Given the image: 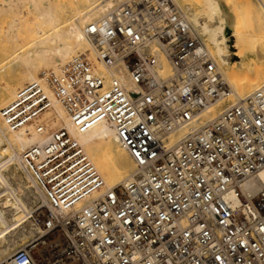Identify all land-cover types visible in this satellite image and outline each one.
I'll list each match as a JSON object with an SVG mask.
<instances>
[{
	"label": "built area",
	"instance_id": "obj_1",
	"mask_svg": "<svg viewBox=\"0 0 264 264\" xmlns=\"http://www.w3.org/2000/svg\"><path fill=\"white\" fill-rule=\"evenodd\" d=\"M84 33L108 73L78 54L43 77L78 131L105 121L135 168L107 185L65 126L22 150L34 232L0 264H264V188H243L264 167V85L234 93L172 0H122ZM51 104L27 82L1 114L16 129Z\"/></svg>",
	"mask_w": 264,
	"mask_h": 264
},
{
	"label": "bare ground",
	"instance_id": "obj_2",
	"mask_svg": "<svg viewBox=\"0 0 264 264\" xmlns=\"http://www.w3.org/2000/svg\"><path fill=\"white\" fill-rule=\"evenodd\" d=\"M95 1L0 0V14L4 12L10 16L5 28L7 54L0 60V71L9 68L0 75V90L7 95L6 100L0 103V259L33 234L29 213L39 198L31 181L21 172L18 156L25 148L43 141L46 128L40 129L35 125V118L27 125L12 129L1 114V106L15 99L22 84L41 82L45 95L52 103L47 110L51 107L55 119L60 120L62 126L78 140L107 185L127 179L135 168L134 160L118 142L109 124L100 121L85 131H78L69 121L66 108L55 98L45 77L38 75L40 70L43 75L59 70L80 52H86L92 68L108 73L86 37L84 27L122 0H103V4H95ZM172 1L211 51L234 93L243 95L264 85V70L241 71L235 66L248 51L257 52V42L264 38V0H257L259 10L236 0H195L196 9H191L188 4L182 5L181 0ZM25 3L33 13L35 22L27 26L26 34L19 36ZM237 8H243V13L235 12ZM159 61L161 74L168 75L171 69L161 53ZM111 73L125 87H133L124 66L113 67ZM11 78L16 79L17 83H13ZM216 111L217 108L212 107L204 116L213 117ZM3 152L8 153L5 155ZM14 161V168L9 172L11 175H6ZM243 188L250 196L264 188V167L245 182Z\"/></svg>",
	"mask_w": 264,
	"mask_h": 264
},
{
	"label": "rangeland",
	"instance_id": "obj_3",
	"mask_svg": "<svg viewBox=\"0 0 264 264\" xmlns=\"http://www.w3.org/2000/svg\"><path fill=\"white\" fill-rule=\"evenodd\" d=\"M62 3H66L68 2L69 0H58ZM238 3H244V4H247L251 7H253L255 10H259L260 9V6H259V3L257 0H249L251 2H249L248 0H236ZM102 2H105L103 0H99V1H95V4H103ZM89 2H86L85 4H88ZM191 5H190V4ZM93 4V5H95ZM181 4L182 5H187L191 8V9H196L197 7V2L195 0H181ZM259 6V7H258ZM258 7V8H257ZM236 10V9H235ZM234 10V11H235ZM237 13H243V8H237V10L235 11ZM244 15H246V11L244 10ZM32 14L33 13H30V9H29V6L28 4H24L23 5V10H22V13H21V17H22V28L19 30L18 34L19 36L26 34L25 31H27V26L33 24L35 22V19L32 17ZM10 19V16L4 12H2L0 14V60L2 58L5 57V55L7 54L6 53V49L5 47L8 45V41H7V38H6V26H7V22L9 21ZM27 29V30H26ZM26 38V37H25ZM24 38V39H25ZM22 39V40H24ZM26 40V39H25ZM257 42V41H256ZM257 45H258V50L257 52H251V51H248L243 57H240L238 59V62L235 64L236 68H238L239 70L241 71H246L248 69L252 70V71H255L256 69H259L261 71L264 70V38L262 40H259L257 42ZM9 49V48H8ZM260 54V55H257V54ZM79 54H83V55H86V52H80ZM263 56V57H261ZM74 57V56H73ZM263 58V59H262ZM89 59V58H88ZM255 66V67H254ZM259 66V67H258ZM9 68H6L5 71H0V75L4 74ZM4 72V73H2ZM38 75L39 76H43V71H38ZM12 82L13 83H17V80L14 79V78H11ZM25 84V83H24ZM22 84V85H24ZM21 85V86H22ZM20 86V87H21ZM19 87V88H20ZM18 88V89H19ZM6 97L7 95L2 91L0 90V103L2 101H5L6 100ZM3 103V102H2ZM7 103V102H6ZM5 104V102H4ZM4 106V105H3ZM1 106V107H3ZM52 107V106H51ZM51 107L47 110V108H45L41 113L40 115L37 117L36 119V122H35V125H39L38 123L39 122H42L43 123V127L46 128V131L43 132V137L44 139L51 133L53 132L54 130H56L57 128H59L60 126H62V122L58 119H55L54 117V113H52V110H51ZM47 110V111H46ZM45 112V113H44ZM55 119V120H54ZM35 120V119H34ZM5 155H7L8 152H3ZM15 164V161L11 164V169L8 171V173L6 172V175L9 174L11 175V173H9L10 171L13 170L14 168V165ZM27 239V238H26ZM26 239L22 240L25 241ZM21 242V243H22Z\"/></svg>",
	"mask_w": 264,
	"mask_h": 264
}]
</instances>
